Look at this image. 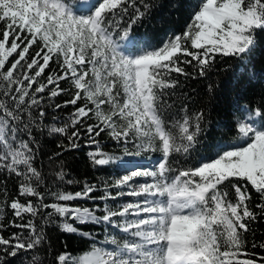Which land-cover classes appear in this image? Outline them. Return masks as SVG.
I'll use <instances>...</instances> for the list:
<instances>
[{"label":"snow or ice","instance_id":"obj_1","mask_svg":"<svg viewBox=\"0 0 264 264\" xmlns=\"http://www.w3.org/2000/svg\"><path fill=\"white\" fill-rule=\"evenodd\" d=\"M197 7L183 33L170 34L157 46L134 32L150 8L144 0L140 6L136 0H0V172L20 178V197L36 198L26 203L14 198L8 205L21 221L25 214L31 217L26 223L12 222L28 230L26 237L22 232L0 235V246H10V255L44 243L45 228L58 216L64 232H77L71 220L102 226L105 236L96 241L92 233L81 232L93 240L89 252L79 259L61 253L55 264H264V256L246 251L243 237L257 218L249 206V186L259 195L255 208L264 216V111L245 106L235 125L238 142L217 145L215 157L178 168L177 156L187 162L199 143L205 113L187 112L185 94L176 92L180 81L172 76L192 75L182 66L192 65L205 77L217 57L235 58L247 71L256 33L264 32V0H200ZM52 63L58 71L41 82ZM61 81L75 89L63 107H75L70 123L51 133L66 136L68 151L79 147L83 126L88 142L97 145L88 154L92 162L114 164L125 173L106 186L101 199L137 198L116 209L105 205L103 215L96 214L99 205L89 209L62 203L92 198L95 186L85 183L75 193L38 190L44 178L34 166L39 150L34 129L39 130L46 114L42 94L47 90L50 100L64 94ZM208 90L212 93L213 86ZM175 105L183 116L177 119L173 113L166 122L165 110ZM93 119L96 123H84ZM105 131L125 145L123 156L99 149L94 137ZM130 142L135 151L128 150ZM142 151H158L161 158L152 168L126 159ZM56 176L64 180L63 171ZM138 177L145 179L137 182ZM110 188L121 190L113 195ZM48 196L57 202L45 203ZM37 218L43 221L39 229Z\"/></svg>","mask_w":264,"mask_h":264},{"label":"trees","instance_id":"obj_2","mask_svg":"<svg viewBox=\"0 0 264 264\" xmlns=\"http://www.w3.org/2000/svg\"><path fill=\"white\" fill-rule=\"evenodd\" d=\"M140 6V0H136ZM144 3L150 5L147 15L143 18L140 24L136 25L134 32L139 37L150 38L154 44L159 46L170 34L183 33L187 25L191 22L195 10H198L200 0H144ZM131 12L132 9H129ZM141 11L143 7L141 6ZM255 39L257 46L254 48L250 62L247 65V71L244 70L241 62L235 58L217 57L214 70L209 71L207 76L200 77L192 65H182L185 70L192 74L188 77L178 76L173 73L172 76L180 81V86L176 92L184 93L186 96L185 103L187 104V112L194 114L200 111L205 113L204 119L200 122L201 132L198 136L199 143L191 156L185 162L183 157L177 156L174 164L178 168L191 167L201 162L215 157L217 145L229 147L233 143L238 142L236 132L237 117L242 116L241 110L248 106L250 109L260 108L264 111V32L258 31ZM36 47L30 51L34 54ZM191 50V49H190ZM183 59V57H182ZM190 59V58H188ZM225 69H228L225 71ZM58 71V65L52 63L46 69L45 76L41 77V82H46L45 77L53 72ZM209 85L213 86V92H209ZM35 87V85H34ZM60 87L66 92L53 99L48 98L47 90L44 94L43 108L45 116L40 125L39 130L34 129V135L38 142V151L34 166L41 172L44 178V185L39 191H57L75 193L82 191L85 183L89 186H95V191L91 193L90 199H78L68 203L80 208L93 209L97 205L101 211L97 215H103V208L107 205L109 208L116 209L122 201H132L136 197L123 196L117 200H103L106 186L115 184L119 173L123 169L116 167L114 164L95 165L89 158V152L97 150V145L90 144L89 137L84 134L83 126L80 127L82 139L78 141L79 147L65 151L69 142L65 135L51 133L50 129L63 126L65 123H70V116L74 111L72 105L63 107L65 101L70 100L75 89L70 81H61ZM171 102L175 97H165ZM83 101L78 102V105ZM55 104H61L60 109H55ZM179 119L183 116L180 110V105L173 106L170 110H165L163 119L170 122L174 117ZM87 123H96L95 119L86 120ZM72 129H69V134ZM175 131V130H174ZM99 141V149L112 156H123L125 145L117 143L107 133H101L99 137H94ZM60 145V147H58ZM129 151H135L133 144L128 145ZM60 153V155H57ZM51 157V159H50ZM139 162L154 163L161 158V153L158 151H142L139 156L128 157ZM60 171L64 173V180L57 179L56 174ZM73 183L69 184L68 181ZM20 178L15 176L9 177L6 172H0V224L4 225L0 228V235L5 238L11 237L13 233H23L28 235L27 229H20L13 226L15 223H26L31 217L25 214L24 220L13 215V210L8 206L14 198H19L22 203H26L29 199L35 202V197H20L19 185ZM113 195L121 189H108ZM233 192L232 189H229ZM248 191L251 193L252 199L249 201L250 208L256 212L257 218L255 221L249 222L250 231L243 234L247 241L246 251L248 253H256L258 256H264V248H253L252 244L264 245V216L260 215V210L255 208V205L261 203L259 195L249 186ZM234 199V196H230ZM45 203L57 202L53 197L48 196ZM46 211H51L48 209ZM52 222L45 228L46 240L36 249L24 251L19 250L16 255H10V246H0V249L8 247V251H0V264H34L33 258L38 256L35 264H55L56 258L61 253H69L73 257L79 259L80 256L89 252L93 240L102 241L105 233L102 231V226L94 224L73 223L77 228L76 233H67L61 230L59 225L62 223L61 218L53 216ZM37 229L43 223L39 218L35 221ZM81 232H89L93 234V240L80 235ZM112 232V229H109ZM14 243V242H13ZM255 258V257H253ZM259 264V261H258Z\"/></svg>","mask_w":264,"mask_h":264},{"label":"rangeland","instance_id":"obj_3","mask_svg":"<svg viewBox=\"0 0 264 264\" xmlns=\"http://www.w3.org/2000/svg\"><path fill=\"white\" fill-rule=\"evenodd\" d=\"M126 159H129V158L126 157ZM131 160H134V159H131ZM134 161H137V160H134ZM137 162H138V164H139L141 167H143V168H152V167H153V163H151V162H147V161H144V162H139V161H137ZM123 174H125L124 171L121 172V173H119L118 176H117V179H119ZM144 179H145V178H143V177H138V178H136V181L139 182V181H142V180H144ZM125 191H126V189H125ZM127 201H128V200H127ZM129 201H130V200H129ZM124 202H126V201H122V203H124ZM79 258H81V256H80Z\"/></svg>","mask_w":264,"mask_h":264}]
</instances>
